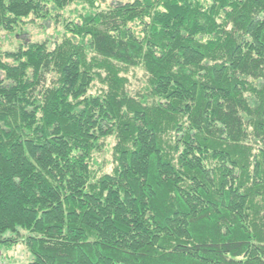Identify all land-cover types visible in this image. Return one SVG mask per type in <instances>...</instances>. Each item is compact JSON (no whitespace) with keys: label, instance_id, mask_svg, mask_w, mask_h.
Masks as SVG:
<instances>
[{"label":"trees","instance_id":"trees-1","mask_svg":"<svg viewBox=\"0 0 264 264\" xmlns=\"http://www.w3.org/2000/svg\"><path fill=\"white\" fill-rule=\"evenodd\" d=\"M111 1L0 0V32L62 31L0 52V243L264 264V0Z\"/></svg>","mask_w":264,"mask_h":264},{"label":"rangeland","instance_id":"rangeland-1","mask_svg":"<svg viewBox=\"0 0 264 264\" xmlns=\"http://www.w3.org/2000/svg\"><path fill=\"white\" fill-rule=\"evenodd\" d=\"M111 0H98L101 6H108L111 4ZM82 12L81 6H72L70 10L65 14L67 19L77 20L78 15ZM46 30H42L32 25L25 26L21 31H16L13 34L7 32H0V52L11 51L16 49L21 42L26 40L34 42H43L49 40L53 43L62 33L60 27L54 29L51 25L45 24ZM26 34V35H25ZM129 79V90L134 93L144 85V76L140 70H131L127 75ZM100 85L95 83L93 89L90 91V95L98 93ZM105 157H108L106 155ZM111 166H108L104 172L110 170ZM30 254L27 251L23 242L18 241L11 244L0 243V264H30Z\"/></svg>","mask_w":264,"mask_h":264}]
</instances>
